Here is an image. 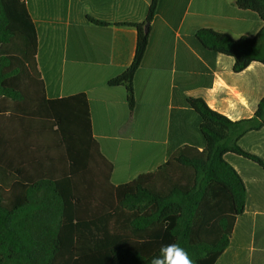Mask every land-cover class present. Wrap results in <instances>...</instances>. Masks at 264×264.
I'll return each mask as SVG.
<instances>
[{"label":"trees","instance_id":"trees-1","mask_svg":"<svg viewBox=\"0 0 264 264\" xmlns=\"http://www.w3.org/2000/svg\"><path fill=\"white\" fill-rule=\"evenodd\" d=\"M160 0L140 24L132 64L111 79L135 107L134 77ZM264 23V0H237ZM99 24L98 21H93ZM102 24V23H100ZM208 50L234 59L240 73L264 65V26L235 41L203 29ZM38 36L24 0H0V264H150L178 243L195 264H215L246 208L243 179L225 156L263 166L239 141L264 128V98L250 119L232 121L190 98L203 147L185 146L152 173L114 185L111 166L90 137L85 95L48 100L38 68Z\"/></svg>","mask_w":264,"mask_h":264},{"label":"crops","instance_id":"crops-1","mask_svg":"<svg viewBox=\"0 0 264 264\" xmlns=\"http://www.w3.org/2000/svg\"><path fill=\"white\" fill-rule=\"evenodd\" d=\"M24 1L37 31L46 98L86 96L90 137L110 163L114 185L154 172L185 146L202 150L201 120L188 99L240 121L252 118L264 98V65L253 62L236 73L232 57L206 49L197 37L203 29L235 41L255 37L264 23L237 0L159 1L134 77L132 111L125 89L108 83L132 64L137 48V30L119 24L143 23L151 0ZM239 145L263 166L225 156L243 179L247 200L215 264H264V128Z\"/></svg>","mask_w":264,"mask_h":264},{"label":"clouds","instance_id":"clouds-1","mask_svg":"<svg viewBox=\"0 0 264 264\" xmlns=\"http://www.w3.org/2000/svg\"><path fill=\"white\" fill-rule=\"evenodd\" d=\"M150 264H195V261L178 243H169L160 247Z\"/></svg>","mask_w":264,"mask_h":264},{"label":"water","instance_id":"water-1","mask_svg":"<svg viewBox=\"0 0 264 264\" xmlns=\"http://www.w3.org/2000/svg\"><path fill=\"white\" fill-rule=\"evenodd\" d=\"M149 29V25H147L146 27H145V30H148Z\"/></svg>","mask_w":264,"mask_h":264}]
</instances>
